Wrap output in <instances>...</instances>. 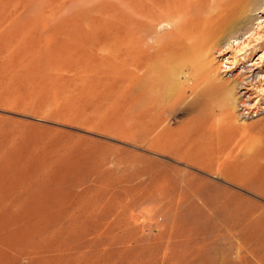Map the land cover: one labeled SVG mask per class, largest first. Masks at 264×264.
<instances>
[{
	"label": "rangeland",
	"instance_id": "obj_1",
	"mask_svg": "<svg viewBox=\"0 0 264 264\" xmlns=\"http://www.w3.org/2000/svg\"><path fill=\"white\" fill-rule=\"evenodd\" d=\"M252 1L222 35L232 49L207 54L223 89L194 86L186 53L152 66L156 91L183 93L151 128L152 113L135 121L119 105L108 61L117 0H0V264H258L264 196L250 185L264 176V41L235 51L256 22L264 34V13L253 15L264 0ZM167 27L144 39L167 41ZM203 119L208 139L188 130ZM189 132L199 138L181 156Z\"/></svg>",
	"mask_w": 264,
	"mask_h": 264
},
{
	"label": "bare ground",
	"instance_id": "obj_2",
	"mask_svg": "<svg viewBox=\"0 0 264 264\" xmlns=\"http://www.w3.org/2000/svg\"><path fill=\"white\" fill-rule=\"evenodd\" d=\"M252 5V0H117L115 21L118 28L113 36V43L109 45L110 49L112 47V50H110L112 52H110L108 61L114 60V70L111 69L115 74L114 83L120 98V107L126 108L127 112H129V117L135 121L137 118L150 113L155 116L170 107L171 103L175 102L183 93V89L179 88L172 96L170 95L171 97L156 91L155 82L160 76L157 73L154 75L152 66L163 60L168 61V63L176 62L177 56H181L182 53L188 55L189 69L194 86L197 83H203L205 87L223 89L224 84L216 78L217 72L215 70L212 71L208 65L207 54L215 46L222 48V52H218L219 56L232 49V42L227 38H223L222 35L236 29L247 17V11ZM157 10H160L158 12L159 16H156L155 11ZM253 10H255L253 15L264 13V4L257 5ZM260 17L263 16H255L254 20ZM260 23L256 22L255 28L253 30L250 28L247 31L248 37L251 39L246 41L239 37V41L236 44L237 46L242 45V48L238 47L235 50L238 51V54H242L246 49L264 41V34H259L258 32V28L261 27ZM162 24H168L169 26L167 27L170 29L168 40L159 42L154 38L150 43H147L144 39L146 33H149L154 25L162 27ZM237 38L238 36L233 39L236 40ZM243 48L244 51H240ZM262 80H264V77ZM247 85L245 86L247 90L253 87L249 83ZM225 117L226 112L218 114V118L215 120L223 124ZM203 120L205 122V119ZM204 122L197 123L196 120H192L188 130L191 132L192 130H198L200 131L199 137L208 139L210 137V128ZM158 123L155 116L151 122V128ZM207 134L209 137H207ZM196 137L194 132H189L188 141L184 142L183 150H179L181 156L183 153L193 154V151H188L191 149L190 147L188 148V143L194 141ZM150 140L158 148L167 142L164 132L152 137ZM195 157L197 158V156ZM160 178L164 180V176ZM157 179V177H154L155 181ZM245 179L244 177L241 182H245ZM166 185L164 180L159 184V187L165 188ZM250 186L254 192L264 196V176L257 183H252ZM250 230L248 229L246 231L247 234L241 237V244L246 245L253 256V254L257 253L258 247H256L257 243L253 242L252 239L254 231ZM258 236L261 237L262 235ZM257 262L258 264H264V253L258 257ZM254 263L256 262L254 261Z\"/></svg>",
	"mask_w": 264,
	"mask_h": 264
}]
</instances>
